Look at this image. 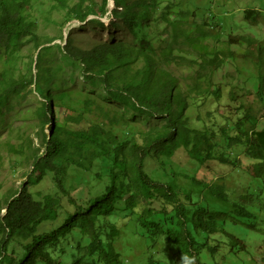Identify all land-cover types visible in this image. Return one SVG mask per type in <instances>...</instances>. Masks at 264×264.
Here are the masks:
<instances>
[{"label": "trees", "instance_id": "obj_1", "mask_svg": "<svg viewBox=\"0 0 264 264\" xmlns=\"http://www.w3.org/2000/svg\"><path fill=\"white\" fill-rule=\"evenodd\" d=\"M57 1L68 9L67 23L75 20L92 28L113 25L132 34L152 22L160 8L166 10L170 5L165 0H113L111 9L109 0L100 5L79 0L74 6L68 4L70 0ZM176 1L180 7L185 0ZM37 3L0 0V115L13 97L25 93L24 98L31 86L46 103L34 111L36 137L21 132L19 144H8L9 155L16 158L13 172L19 173L22 168L32 171L21 190L2 194L0 184V264H65L64 258L72 252L78 258L75 262L69 259V264H125L124 257L132 264H181V257L205 264L206 254L216 259L223 245L212 236L224 232L219 221L227 215V209L217 203L213 206L205 200V194L210 192L212 198L222 201L228 195L224 188L207 185L202 190L185 189L175 177L171 179L175 173L167 169L180 148L202 165L217 158L224 165L234 166L232 159L213 143L221 128L216 131L214 125L198 131L189 126L200 120L198 115H186L189 99L191 109L198 111L221 92L212 90L214 83L185 88L169 69L181 56L176 54L178 45L174 44L180 43L176 38L179 29L175 31V42L160 50L158 56L153 42L147 40L138 47L112 40L81 48L70 37L64 47H47L55 40H46L38 31V20L32 14ZM244 14L246 21L260 23L264 11L247 9ZM93 15L98 18H90ZM104 17L108 21H103ZM175 23L172 25L186 27ZM208 27H201L205 38ZM184 32V44L192 46L188 28ZM26 46L28 51L36 50L29 72L19 68ZM56 49L63 60L79 67L89 84L123 105L133 117L90 93L78 95L83 99L80 104L71 102L76 93L64 91L67 85L45 67L46 57ZM166 49L167 57L163 53ZM54 89L63 92L54 95ZM259 92L264 102V85L259 86ZM60 106L63 118H59ZM137 117L162 124L140 129L134 125ZM241 125L237 123L236 129L240 130ZM221 132L227 133L225 129ZM228 139L241 142L239 136ZM244 144L245 155L257 161L251 174L264 180V129L255 131L253 127ZM157 161L170 177L169 183L155 180L148 169ZM72 168L81 169L77 177L81 185L91 186L86 199L73 198L65 187ZM48 178L54 181L57 193L41 198L31 188ZM65 199L72 210L65 207ZM249 199L250 195H243L235 210L247 219L253 217L246 208ZM228 237L233 244L230 253L246 251L245 243L237 236ZM258 263H264V257Z\"/></svg>", "mask_w": 264, "mask_h": 264}, {"label": "rangeland", "instance_id": "obj_2", "mask_svg": "<svg viewBox=\"0 0 264 264\" xmlns=\"http://www.w3.org/2000/svg\"><path fill=\"white\" fill-rule=\"evenodd\" d=\"M78 1L70 0L68 4L74 6ZM91 1L100 5L103 0H88V3ZM165 1L170 2L168 9L160 8L155 15L156 18L140 28L136 34L113 25L107 28H92L86 23L82 24L75 20L67 23L68 9H63L57 0H37L38 3L33 7L32 14L38 20L39 33L46 40H55L47 47L56 45L64 47L70 37L81 48H89L99 41L112 40L129 42L138 47L147 40L153 42L156 56H158L160 50L175 42V31L179 29V35L176 38L180 43L174 44L178 45L176 54L181 56L177 60L178 63L169 66V69L176 73L181 85L185 88L195 84L214 83L212 90L221 92L217 96L213 95L198 111L191 109L192 101L189 99L186 115L189 118H195L197 115L200 117L197 123L190 122L189 126L198 131L214 125L216 131L220 128L225 129L226 135H223L220 130L218 137L212 140L227 157L232 159L234 166L224 165L217 158L208 160L207 164L202 165L189 156L184 148H180L172 159L170 168L167 169L175 173L171 179L175 177L176 183L185 189L202 190L206 189L207 185L224 188L228 195V198L222 201L212 198L210 192L205 194V200L213 206L217 203L227 209V215L219 221L224 232L212 236L214 240L222 243L223 250L216 259L206 254L205 264H259L258 262L264 257V180L253 177V166L257 161L245 155L244 142L247 139V133L253 127L255 131L264 129V102L259 92V86L264 85V16L261 17L260 23L250 22L245 20L244 12L247 9L264 11V0H185L180 7L176 0ZM109 6L111 9L114 8L113 0H109ZM176 11H183L185 14L176 15ZM90 18H98V16L93 15ZM103 21L108 19L104 17ZM175 21L186 26L184 28H188V38L191 39L192 46L184 44V28L173 26ZM205 25L209 26L207 38L201 32V27ZM26 47L27 50H24V59L19 68L29 72L31 57L34 58L36 50L31 48L28 51L29 46ZM163 53L165 57L169 56L168 49ZM46 59L45 67L50 68L56 80L67 85L64 91L76 93V96L71 98V102L80 104L83 99L77 98L78 95L90 93L108 105L125 109L128 115L133 117V114L123 105L106 97V93L102 90L98 91L95 85L89 84L81 76L79 67L63 60L61 52L57 49L49 53ZM202 62L205 65H202ZM2 68L0 62V71ZM33 73L37 74L35 64H33ZM61 92L63 91L53 90L54 95ZM24 95L13 97L0 115L2 194H8L11 189L21 190L22 185L27 181V174L32 171L30 168H22L21 172L14 173L12 164L16 158L11 157L7 151L8 144L20 143L21 132L29 134L32 138L36 137L34 125L37 120L34 117V111L37 106L45 103V100L35 90V86H31L23 98ZM59 108L61 112L59 118L65 117L63 107ZM239 122L242 125L240 130H237L236 124ZM156 124L161 125L162 122L155 119L149 120L146 117H137L134 123L140 129ZM46 134L49 136L48 127ZM230 136H239L241 142L229 140ZM36 143H38L37 140ZM148 169L154 179L162 184L171 181L166 175L165 168L158 161L151 164ZM75 170L77 169L69 170L65 187L71 192L73 198L77 199L81 196L86 199L89 197V191L91 192V186L81 185V180L79 178L77 180L81 169L77 172ZM70 178L73 179L70 180ZM31 190L39 193L41 198L57 193L51 178L32 187ZM243 195H250L246 208L253 217L248 219L235 213L236 204L242 202ZM194 196L198 199V194ZM64 205L68 210L73 209L68 199L64 200ZM228 234L242 240L246 251L230 253L233 244ZM73 254L74 252L66 255L63 260L65 264H69V259L73 262L77 260L78 254ZM123 260L125 264L133 263L131 260L127 263L125 257Z\"/></svg>", "mask_w": 264, "mask_h": 264}, {"label": "clouds", "instance_id": "obj_3", "mask_svg": "<svg viewBox=\"0 0 264 264\" xmlns=\"http://www.w3.org/2000/svg\"><path fill=\"white\" fill-rule=\"evenodd\" d=\"M181 264H194V258H192V257H181Z\"/></svg>", "mask_w": 264, "mask_h": 264}]
</instances>
